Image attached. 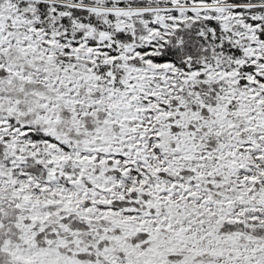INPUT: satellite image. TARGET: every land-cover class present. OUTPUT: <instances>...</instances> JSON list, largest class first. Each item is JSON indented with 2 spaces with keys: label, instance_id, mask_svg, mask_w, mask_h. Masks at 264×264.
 I'll return each mask as SVG.
<instances>
[{
  "label": "snow or ice",
  "instance_id": "obj_1",
  "mask_svg": "<svg viewBox=\"0 0 264 264\" xmlns=\"http://www.w3.org/2000/svg\"><path fill=\"white\" fill-rule=\"evenodd\" d=\"M0 264H264V0H0Z\"/></svg>",
  "mask_w": 264,
  "mask_h": 264
}]
</instances>
